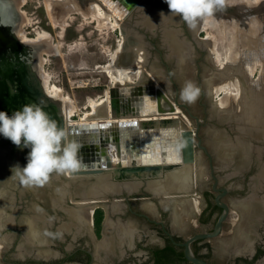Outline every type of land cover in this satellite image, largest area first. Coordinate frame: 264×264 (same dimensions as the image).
<instances>
[{"label":"flooded vegetation","instance_id":"af4514ba","mask_svg":"<svg viewBox=\"0 0 264 264\" xmlns=\"http://www.w3.org/2000/svg\"><path fill=\"white\" fill-rule=\"evenodd\" d=\"M236 1L225 0V7L211 16L222 33L238 30L234 31L231 40L234 59L219 66L217 52L211 43L214 39L211 41L209 35H204L209 28L206 26L208 17L198 22L196 29H191L179 15L171 13L165 0H143L132 8H129V0H0V48L3 51L0 56V111L11 115L26 104L43 100L45 110L68 130L69 126L87 125L75 118H78L76 108L81 112L91 110L92 113L88 101L91 96L96 100L101 98L100 113L113 108L115 115L130 116L140 111L137 103H143L144 109H148L150 101L155 103L153 97H156L157 90H162L171 101L177 102L195 127L197 119L201 122L199 135L212 155L215 168L219 158L214 149L207 146L209 134L203 131L216 128L221 123L220 117H223L222 125L230 136H235L233 127L244 128L240 136L242 151L236 154V162L232 164L237 168L223 170V177L217 169L214 172L218 178L217 187L228 188V193L221 199L229 207L227 218L217 236L198 239L191 244L194 255L208 264H264V201L260 199L264 193L254 191L253 182L258 180L251 179L258 171L264 153H257L255 148L250 151L249 146L263 145L264 131L243 127L242 124L247 123L246 117L240 104L238 106L235 102L238 98L234 97L235 92H224L223 102L228 104L223 106V115L218 114L221 106L213 99L220 83L231 88L232 80L241 88L252 90H258L259 84L264 83V0L254 4V10L248 9V4L240 3L241 0ZM251 11L256 13L247 16L246 13ZM28 14L32 16L31 21ZM119 27L124 34L121 44ZM107 28L110 30H105ZM42 33L47 37L39 36ZM24 37L27 41L23 40ZM256 66L260 67L258 73L254 72ZM120 71L127 75L124 83L112 78H117ZM189 80L200 88V95L194 103L180 98V90ZM53 88H59L62 98H70L71 102L52 94ZM230 94L232 101L226 102ZM149 96L151 99L147 100ZM152 108L156 112L155 104ZM96 122L90 120L87 123ZM129 131L133 130L121 129L120 125L88 131L68 130L70 138L82 144V165L77 171L110 165L112 180L116 181L115 175L120 170L114 157H117L116 144L119 142L122 144L120 159L124 166L139 165L144 144L141 139L139 141V136H135L139 129L136 133L134 130L132 136ZM2 140L0 161L19 158L23 155L22 150L30 151L3 136ZM197 151L203 152L208 165L199 177L207 172L209 178L196 180L184 198L177 195L170 197L174 200L165 202L153 197L145 185L131 193L127 189L133 190V187L126 186L120 195L112 198L111 206L98 205L89 210L85 218L75 217L68 193L65 195L67 203L60 200L55 203V208L51 207L48 199L40 203L41 209L47 212V218L40 226L44 227V236L62 240L57 252L44 250L41 245L32 249L21 244L25 240V217L20 218L18 214L31 204L24 203V199H31V196L21 197L19 187L16 188L15 209H19L12 223L15 233L0 231V242L4 243L0 245L4 247L0 249V264H161L164 252H159L169 244L185 257L184 243L197 234L213 233L223 213V208L216 202L222 191L214 189L216 180L211 175L210 158L204 150ZM124 156L129 160H123ZM233 171H238V175L227 178ZM5 174L1 169L0 186H3ZM58 176L60 178L49 181V185L60 181L58 189L61 183L69 188L70 184L64 182L66 177H72V173ZM231 179L238 180L239 185H229ZM255 188L262 186L258 184ZM73 190L75 196H84V189ZM193 193L200 195L198 204L192 200ZM12 195L9 191L6 198L10 199ZM248 197L255 199L251 201L246 199ZM77 199L84 204L81 198ZM150 199L156 208L154 212L147 206ZM178 202L182 206L175 210ZM98 210L103 211L100 228L96 225ZM25 211L28 214V210ZM171 259L169 264H193L178 256Z\"/></svg>","mask_w":264,"mask_h":264},{"label":"water","instance_id":"95a60500","mask_svg":"<svg viewBox=\"0 0 264 264\" xmlns=\"http://www.w3.org/2000/svg\"><path fill=\"white\" fill-rule=\"evenodd\" d=\"M128 1V0H125ZM131 4L129 5V8L134 7L135 5L140 4L143 0H129ZM127 3V2H126ZM228 8V7H227ZM229 10V8H228ZM254 10V9H253ZM256 11H251L246 13L247 16H253ZM249 30V28L247 29ZM2 49L0 48V56L2 53ZM2 70V68H0ZM153 99L155 100V105H156V114L155 116L152 117H147V114L136 111L134 112V115L130 116H123V115H115L113 113V108H111L107 113H96L92 111V116L89 121H97V124H87V125H75V126H69V131H75V130H82V131H88V130H93L96 127H109L111 125H120L121 129L126 130V128L130 130H137L139 129V133L142 131H149L151 129H162V128H178L180 130L179 134V140H180V148H179V162H171V163H145L142 161L139 165H132V167H127L124 166L122 161H119L116 165V167L120 170L118 172V175H115L116 181L112 180V174L111 170L109 169V166L103 167V168H98V169H91V170H80L76 171L75 173H72V177H66L65 182L64 180H61V182L68 183L70 184L69 187V192L68 195L70 197V202H71V208L72 210H77L80 208H84L85 206L87 207V210H92L98 205H110V202L113 201V197H115L117 194L120 195L122 193L121 189L126 188L127 185L132 186L133 190H128L129 193L136 191L138 188L141 186L145 185L149 189L153 185H162L166 186L167 190L170 188L173 182L169 181V177L172 174H177L178 172H185L187 176V186H189V182H191L192 175L193 174V168L194 164L198 162V151L197 150H204L206 154L210 158V170H211V175L212 177L216 180V183L214 184V189L215 191H222L221 194H219L216 198V202L218 206L223 208V213L221 214L217 224L215 231L213 233H203V234H197L191 238H189L185 243V257L187 260L192 262L193 264H208L206 261L196 257L191 249V244L198 240V239H205L209 237H214L217 236L222 228V224L227 218V215L229 213V207L222 202V198L228 193V188H221L219 189L218 186V178L215 176L214 172L215 170L221 169L222 171L227 169V168H234L236 169L237 167L233 166L235 160L236 154L242 151L241 147L242 145V140L241 139V134L243 133V129L241 126L233 127L232 128V133L235 136H230V133L225 134V131H217L214 132V152L218 155L219 161L220 162V168H215L213 165V159L212 155L209 152L208 148L203 144V140L199 135L200 132V125L201 122L197 119V125L194 129L190 128L188 123H191L188 121L187 115L182 112L181 108L179 105H177V102L171 101V99L162 91V90H157L156 97ZM152 99V100H153ZM112 101V99H111ZM219 115H223L222 111H217ZM119 121V122H111V121ZM126 120H129L126 122ZM98 122L100 124H98ZM93 125V126H92ZM195 126V125H194ZM214 129V128H213ZM2 136L0 135V144H3ZM234 137V138H233ZM140 141V138H139ZM141 143L144 144V141L141 139ZM250 151H257V153H264V144L261 146H256V145H249ZM24 149V147H22ZM117 148V157L121 158L122 155V144L121 142L116 144ZM28 150H22V156L19 158L17 157L16 159L13 158H6L7 161H5V170L4 173H6L2 178L4 182L2 183L3 186H0V231L2 228L6 226L12 225L14 223L15 219V212L19 209L16 208L15 205V199H14V194L16 188L19 187L20 190V196L21 197H26V195H30L32 197V202L27 208L25 207L24 209L28 210V217H25V232H24V242L27 245H34V247L40 246V239L44 236V227L41 226V222L45 221L47 218V212L46 210H42L40 203L45 202L47 199L51 201L52 208H55L56 205L55 203H58L61 201H66L65 197L62 199L59 197V194H55L54 190L57 189L60 185L59 182L58 184H51V185H45L42 187H26L23 186L19 180H16V177L14 178L13 174V167L18 164V162L21 163L22 166H25L27 163V155H28ZM121 160V159H120ZM240 162V161H239ZM3 162L1 161L0 164ZM240 167V166H239ZM205 169V168H204ZM203 168H198L196 169V177L201 174V172L204 170ZM262 171H264V159L260 160V166L258 171L254 176L251 177V179H257V182H253L254 186V191L256 193L263 192L264 193V181L262 180ZM124 176H121L122 174ZM238 175V171H233L230 175H227L228 177H234ZM59 177L58 175L52 176L50 178L51 180L57 179ZM100 177H106L108 179V182L111 185H115L116 187H119L118 191L114 192H105L104 196L102 198H98V200L94 201L90 195H88V190L92 186L95 185L97 182L98 178ZM14 178V179H13ZM60 178V177H59ZM140 179V180H138ZM168 184V185H167ZM171 184V185H170ZM262 186L260 189H256V185ZM75 186V187H72ZM232 186V185H231ZM86 187V188H85ZM184 187V186H183ZM10 190H9V189ZM73 188L75 189H84V194L86 196H75L73 194ZM252 189V190H253ZM13 194L12 198L7 199L6 196L9 194ZM153 197L159 199V200H174L175 198H170V197H175V195L182 192H177L175 189L168 190V195L165 192L162 195H158L155 191H152L150 189ZM184 191H189L184 189ZM78 193V192H77ZM67 195V194H66ZM172 195V196H171ZM167 196V197H164ZM77 198H81L83 201H87V204H80L78 202ZM91 198V199H90ZM259 198V197H258ZM248 200H254L255 197H248L246 198ZM262 201H264V197L260 198Z\"/></svg>","mask_w":264,"mask_h":264},{"label":"clouds","instance_id":"9594fccd","mask_svg":"<svg viewBox=\"0 0 264 264\" xmlns=\"http://www.w3.org/2000/svg\"><path fill=\"white\" fill-rule=\"evenodd\" d=\"M165 3L191 29L225 7V0H165ZM199 95L200 88L190 80L180 90L181 100L187 103H194ZM0 135L30 149L26 165L17 164L12 169L23 186L42 187L53 174L67 175L81 168L82 144L71 139L68 130L52 118L43 100L26 104L11 115L0 111Z\"/></svg>","mask_w":264,"mask_h":264},{"label":"bare ground","instance_id":"6f19581e","mask_svg":"<svg viewBox=\"0 0 264 264\" xmlns=\"http://www.w3.org/2000/svg\"><path fill=\"white\" fill-rule=\"evenodd\" d=\"M51 1V0H50ZM233 1V0H232ZM236 1V0H235ZM242 2L241 3H245L246 5L248 4H250V3H247L246 2V0H241ZM236 3H237V1H236ZM230 4V3H229ZM70 5V4H69ZM50 6H51V4H50ZM85 9V8H84ZM101 9V8H100ZM51 14V13H50ZM101 14V13H100ZM98 17V16H97ZM216 18V17H215ZM224 18V17H223ZM214 19V18H213ZM214 21H216L215 19L214 20H212V17L210 16V17H208V23H207V25L206 26H209V28L210 27H214ZM232 21V20H231ZM230 21V22H231ZM238 23V22H237ZM252 24V23H251ZM118 25V24H117ZM255 25H256V23H255ZM223 26V25H222ZM229 28V27H228ZM231 28H232V26H231ZM257 29V28H256ZM258 29H259V26H258ZM223 30V29H222ZM220 31V30H219ZM224 31V30H223ZM231 31H238V30H234V29H231ZM230 31V32H231ZM255 32V31H254ZM233 34V33H232ZM235 35V34H234ZM238 35H240V34H238ZM39 36H42V37H47V35H43V34H40ZM237 36V35H236ZM209 37L211 38V35H209ZM23 40H26L27 41V39H25V37L23 38ZM213 40V39H212ZM233 40V39H232ZM237 40V39H236ZM28 41H30V40H28ZM264 41V40H263ZM231 42H229V44H230ZM232 44V48H233V42L231 43ZM252 46V45H251ZM248 47V46H247ZM228 48H229V46H228ZM245 51V50H244ZM227 53H225V54H227V56H228V61L230 60V59H234V49L232 50V53H229L228 52V50L226 51ZM261 52V51H260ZM119 54V53H118ZM257 54V53H256ZM214 55V54H213ZM216 55H217V53H216ZM240 55V54H239ZM238 55V56H239ZM242 55V54H241ZM237 56V55H236ZM217 57V56H216ZM222 57V56H221ZM249 58V57H248ZM226 60H227V58H225ZM240 59V58H239ZM245 60V59H244ZM220 65L219 66H221L223 63H224V61L225 60H221L220 59ZM240 63L242 62V59H241V61H239ZM243 62H245V61H243ZM254 62H256V60L254 61ZM234 63V62H233ZM239 64V63H238ZM233 65V64H232ZM241 66H242V64H240ZM229 66V65H228ZM230 67V66H229ZM244 67H245V63H244ZM237 68V67H236ZM241 69H242V67H241ZM228 70V69H227ZM229 71V70H228ZM242 71V70H241ZM230 72L231 71H229L228 73L230 74ZM233 72V71H232ZM244 72V71H243ZM223 74V73H222ZM228 74V75H229ZM235 74V73H234ZM233 74V75H234ZM241 74V73H240ZM47 77V76H46ZM126 77H127V75H126V73L124 72V71H120L119 72V76H117V78L116 77H112L113 78V80L114 81H116V82H120V81H122V83H124L125 82V79H126ZM227 77V76H226ZM235 77V76H234ZM230 79V78H229ZM124 81V82H123ZM232 81V80H231ZM117 84V83H116ZM264 83H262V84H259V85H261V86H259V89L258 90H252V88L251 89H249V88H244V87H242L241 88V90L240 89H238V91H237V94H235V95H238V106H239V104H240V108H241V110L243 111V112H246V122L247 123H245L244 122V124H242L243 125V127H249V128H252L251 130H260V131H264V92H262V90H264V85H263ZM245 85H247V84H245ZM127 86V85H126ZM244 86V85H243ZM230 87H232V85L230 84ZM257 88H258V86H256ZM130 88V87H129ZM254 88V87H253ZM138 89V88H137ZM145 89V88H144ZM143 89V90H144ZM127 90V89H126ZM142 90V91H143ZM52 92V94H55V96L56 97H59V96H61V90L59 89V88H53V90H51ZM125 91V90H124ZM213 91V90H212ZM240 91H241V93H240ZM256 91V92H255ZM151 92V91H150ZM134 93V92H133ZM138 93V92H137ZM240 94V95H239ZM109 96V94H107V97ZM135 96H137V97H140V96H138V95H135ZM61 98H62V96H61ZM151 99V97L149 96L148 98H147V100L148 99ZM241 98V99H240ZM63 100H65L66 102L68 101H70L71 102V99L70 98H62ZM139 98H136L135 100L136 101H139L138 100ZM229 99V98H228ZM237 99V98H236ZM230 100V99H229ZM89 101V104L92 106V110H93V112H96V113H98L99 111H100V109H99V106H100V104H101V102H99L100 100H92V99H90V100H88ZM230 101H232V100H230ZM226 102H227V100H226ZM134 103V102H133ZM216 104H218V105H220V106H222V104L220 103V101H218ZM228 104V103H227ZM137 105H139L141 108L139 109L141 112H143V115H144V113L146 112V110L147 111H150V110H152L153 108H152V105L151 106H149V108L148 109H144V107H143V103H137ZM148 106V105H147ZM113 107V106H112ZM132 107V106H131ZM138 108V107H137ZM74 111H75V109H73ZM114 110V109H113ZM73 111L71 110V113H72ZM224 112V111H223ZM64 113V112H63ZM149 113V112H148ZM91 115H92V113L91 112H87L85 115H84V117H82L81 118V120H80V123H82V124H89V123H87V122H89L88 120L91 118ZM151 117V116H150ZM67 118V117H66ZM247 120H249V121H247ZM126 122H128V121H126ZM249 122V123H248ZM78 124V123H77ZM92 124H94V123H92ZM242 127V126H241ZM255 128V129H254ZM244 129V128H243ZM159 130V129H158ZM157 130V131H158ZM165 130V129H164ZM122 131V130H121ZM166 131V130H165ZM133 132L134 131H129V133H130V135L132 136L133 135ZM123 133V132H122ZM121 133V134H122ZM136 133V132H135ZM170 133V132H169ZM178 133H179V131H178ZM167 134V133H166ZM163 131L162 132H147V131H143V132H141V133H136L135 134V136L137 135V138H138V136H139V138L140 139H142L143 141H144V144H146L147 145V143H152V144H154V143H156L157 141H160V140H165L166 138H167V135H166ZM123 135V134H122ZM129 135V134H128ZM127 135V136H128ZM124 136V135H123ZM136 138V139H137ZM171 138V137H170ZM124 139V138H123ZM178 141H180V140H178ZM127 142V141H126ZM161 142V141H160ZM167 143V142H166ZM170 143V142H169ZM151 144V146H153ZM125 146V145H124ZM171 146V145H170ZM165 147V146H164ZM166 148V147H165ZM156 151H154V157L152 158V157H150V159H151V161H152V159H154V160H158V158H161V152H159V147H155L154 148ZM160 149H161V147H160ZM165 149H163V151H164ZM169 151V150H168ZM178 151H179V149H176V150H172V149H170V154H169V157H170V159H171V162H179V160H180V158H179V153H178ZM140 153V152H139ZM145 153V152H144ZM113 154V153H112ZM135 155V154H134ZM149 155H151V154H149ZM137 156V155H136ZM164 156H165V154H164ZM149 157V156H148ZM148 157L147 156H145L144 158H142L141 159V161H145V162H147V160L146 159H148ZM141 158V157H140ZM126 160V159H125ZM128 160H129V158H128ZM161 160V159H160ZM165 160V159H164ZM3 163L2 164H0V170L1 169H3V170H5V161L2 159L1 160ZM0 161V162H1ZM114 161L116 162V163H118L119 161H121L120 160V158H118V157H114ZM113 161V162H114ZM132 161V160H131ZM135 161H133V163H134ZM139 163V162H138ZM21 167H23L22 165H21ZM194 174V176H195V173H193ZM187 176H188V174L186 175V173L185 172H178L177 174H172V175H170V177H169V181L170 182H173L174 184H179L178 185V188L179 187H185V189L187 188V186L185 185V184H187ZM262 176L264 177V171H262ZM18 178L17 176H14V178ZM13 178V179H14ZM19 180V179H18ZM185 183V184H184ZM189 184H191L190 182H189ZM1 185V184H0ZM47 185H49V183H47ZM168 185V184H167ZM188 185V184H187ZM128 187L130 186V185H127ZM69 187H70V185H69ZM127 187V188H128ZM132 187V186H131ZM165 185L164 186H160V185H154L153 186V188L156 190V192L158 191H160V192H162V189L163 190H165ZM176 188V187H175ZM132 189V188H131ZM59 190V191H58ZM119 189H118V187H116L115 185H111L109 182H108V179L106 178V177H100V178H98V180H97V182L95 183V185L94 186H92V188H90V190L88 191V194L89 195H91V196H95L94 197V199L95 198H102L103 196H104V193L105 192H114V191H118ZM129 190V189H128ZM181 190H183V188L181 189ZM58 191V192H57ZM70 190H69V188H67V186H65V184H62L61 183V187L58 189H55V194H59V193H61V194H59V197H61L62 199H63V197H65V195L69 192ZM165 192V191H164ZM158 194V193H157ZM160 194H162V193H160ZM82 195H84V196H86V194H82ZM84 204L86 205L87 204V201H84ZM81 209V210H80ZM79 210H75V217L77 216V217H83V218H85V216H87V213H88V211L89 210H87V207L85 206L84 207V209H83V207L82 208H80ZM91 211V210H90ZM73 213V214H74ZM108 227H109V225H108ZM111 228V227H110ZM109 231H111V230H109Z\"/></svg>","mask_w":264,"mask_h":264},{"label":"rangeland","instance_id":"374dc122","mask_svg":"<svg viewBox=\"0 0 264 264\" xmlns=\"http://www.w3.org/2000/svg\"><path fill=\"white\" fill-rule=\"evenodd\" d=\"M28 2H31V0H27ZM246 2L247 3H250L249 4V6L247 7L248 9H253V5L255 4V5H257L259 2H260V0H246ZM241 3V2H240ZM49 8H50V5H49ZM23 10H26V7L25 8H23ZM29 11V10H28ZM29 13H30V11H29ZM29 18H30V21H31V18H32V16L30 15V14H28L27 15ZM120 18H122V17H120ZM218 18H219V16H218ZM119 23H121V19H119ZM105 30H110V28H107V29H105ZM248 32H250V29L249 30H247ZM248 32H247V34H248ZM234 34V32L233 31H231V32H229L228 34H227V32L224 34V33H222V31L220 30L219 31V29H217L216 28V25L214 24V27L212 26V27H210V28H208L207 30H206V32L204 33V35H211V38H210V40L212 41V39H214L211 43L212 44H214V47H215V50H216V52H217V64H219L221 61H220V59L221 60H225V61H227L228 60V56H227V54H225V53H227L226 51L228 50V52L229 53H232V42H231V40H232V37H233V34ZM43 35H47V34H44V33H42ZM105 35V34H104ZM122 35H124L123 34V32H122V30H121V27H119V30H118V37H119V39H120V41H119V43L121 44V41L123 40V38H122ZM252 37V36H251ZM229 42H231L230 44H229ZM122 46V45H121ZM228 46H229V48H228ZM222 56V57H221ZM225 58H227V60L225 59ZM224 61V62H225ZM223 65H225L224 63L221 65V66H223ZM260 68V67H259ZM259 68H257V66H256V70L254 71V72H256V73H258L259 72ZM134 80V79H133ZM230 84L232 85V87L231 88H226V87H224V84H218V85H220V86H218V88H216L217 90H216V93H215V95H214V97H213V99L214 100H217V101H220V103L222 104V106H221V109H220V111H222L223 110V106L224 105H226L225 104V102H223V99H224V92H235V94H237V91H238V89H240L241 90V86L237 83L236 84V82H234V81H230ZM230 86V85H229ZM243 89V88H242ZM240 93H241V91H240ZM240 95V94H239ZM92 97V100H96V98H95V96H91ZM109 97V96H108ZM235 98L236 97H238V95H235L234 96ZM71 98L72 99H75V97L74 96H71ZM230 100L232 99V97H231V94L229 95V97H228ZM227 98V102H229L230 100ZM101 98H99L98 100H100ZM90 100V99H89ZM236 101L235 102H237L238 103V98L237 99H235ZM77 101H78V96H77ZM151 104L153 105L154 104V102L153 101H150L149 102V106H151ZM92 109V108H91ZM234 108H232L231 110H233ZM76 116H78V118L77 117H75L77 120H81V118L82 117H84V115L87 113V112H91V110H83V112H81L80 110H79V108H76ZM149 112V113H148ZM146 114H147V117H152V116H155V114H156V112L154 111V110H150V111H147L146 110V112H145ZM242 113H243V116H245L246 117V112H243L242 111ZM92 116V115H91ZM242 116V117H243ZM91 119V118H90ZM222 120H224L223 119V117H222V119H221V117H220V121H221V123L220 124H215V125H217V127L216 128H214V129H208V128H206L203 132H205V133H207V134H209V135H207V137H208V139H207V146L209 147V148H213L214 149V142H213V139H214V132H217V131H225V127L222 125V123H223V121ZM245 120H246V118H245ZM188 121L189 122H191V123H188V125H189V127L190 128H192V129H194L195 128V124H194V122L191 120V119H189L188 118ZM166 131H165V130ZM158 129H151V130H149V131H147V132H164L166 135H167V138L165 139V140H160V141H157L156 143H154V144H152V143H147V145L146 144H144L143 145V153H142V157L144 158L145 156H149L148 157V159H146L147 160V162H145V163H152V162H154V163H161V164H164V163H171V159H170V157H169V154H170V149H172V150H176V149H179L180 148V141H178L179 140V134H180V130L178 129V128H171V127H169V128H162V129H159L158 131H157ZM137 130H135V132H136ZM178 131H179V133H178ZM137 132H139V131H137ZM141 132H142V130H141ZM170 132V133H169ZM225 134H226V132H225ZM171 137V138H170ZM167 142V143H166ZM170 142V143H169ZM151 144L153 145V146H151ZM171 145V146H170ZM166 148H165V147ZM157 148V147H159V152H161V158H158V160H154V159H152V161H151V159H150V157H154L155 155H154V151H156L154 148ZM160 147H161V149H160ZM163 149H165L164 151H163ZM169 150V151H168ZM145 152V153H144ZM178 153H179V151H178ZM149 154H151V155H149ZM164 154H165V156H164ZM116 157V156H115ZM123 158V160L124 159H126V161H127V159L129 158L128 156H124V157H122ZM161 159V160H160ZM165 159V160H164ZM125 162V161H124ZM142 162V161H141ZM220 162H218L217 163V165H216V167L217 168H220V164H219ZM207 162H206V159H205V156H204V154H203V152L202 151H199L198 152V162L196 163V164H194V168H193V173H195V176L193 177V175H192V180L191 181H193L194 182V184L196 183V169H198L199 167L200 168H207ZM219 171V175L221 176V177H223V175H225V172L224 171H222L221 169H219L218 170ZM209 175L207 174V172L206 173H202V179L203 180H207L209 177H208ZM232 181H230L229 182V185H232L233 183H236V186H238L239 185V183L237 182L238 180H233V179H231ZM221 182L223 183V180H221ZM191 197H192V200H195L196 202H197V204L201 201V198H200V195L198 194V193H193L192 195H191ZM151 200V203H153V200L152 199H150ZM29 202H32V197H31V199H27V198H25L24 199V203L25 204H28ZM84 209V208H83ZM26 209H23V210H21V213H19L18 214V216H20V218H24V217H28V214H26V211H25ZM81 210V209H80ZM15 225H10V226H6V227H4V228H2V233H4V234H12V233H15ZM3 234V235H4ZM50 235H51V232H50ZM41 241H40V244H41V247H43V249L44 250H48V251H54V252H57L58 251V248H60L61 246H60V244H61V241L62 240H55V239H53V237L51 236V238H48V237H42L41 239H40ZM21 244H23V247H28V248H36V247H34V245H27L24 241H22V243ZM0 245H4V243L3 242H0ZM1 248L0 249H2V248H4V247H2V246H0Z\"/></svg>","mask_w":264,"mask_h":264},{"label":"trees","instance_id":"16d2710c","mask_svg":"<svg viewBox=\"0 0 264 264\" xmlns=\"http://www.w3.org/2000/svg\"><path fill=\"white\" fill-rule=\"evenodd\" d=\"M103 220V211L102 210H98L97 211V216H96V225L98 228H100L101 226V222ZM164 252V258H162L161 264H169L172 259L171 258H175L176 256H178L179 258H182L183 260H186V258L184 257V254L181 253H177V251L175 250V247L172 246L171 244H169L167 246L166 249H164V251H161L159 253H163ZM167 260V261H166Z\"/></svg>","mask_w":264,"mask_h":264},{"label":"crops","instance_id":"0c3cea01","mask_svg":"<svg viewBox=\"0 0 264 264\" xmlns=\"http://www.w3.org/2000/svg\"><path fill=\"white\" fill-rule=\"evenodd\" d=\"M143 132V131H142ZM200 178H202V177H199V176H197L196 177V180H198V179H200ZM191 184H194V182L193 183H191ZM191 184H189V186H188V189L190 190L191 189ZM171 185V184H170ZM178 185L179 184H172L171 186H170V188L168 189V190H171V189H175L177 192H182L183 191V193H179V194H177V195H180V196H182V198H184L183 196L184 195H186V194H188V192L189 191H184V189H185V187H179L178 188ZM154 186V185H153ZM153 186L150 188V189H152V191H155L156 192V190L153 188ZM160 186H162V185H160ZM176 187V188H175ZM168 188V187H167ZM167 188L165 187V190H163L162 189V192H156V193H158V195H162V194H164L165 192L167 193L168 192V190H167ZM183 188V190H181ZM187 188H186V190H188ZM165 191V192H164ZM160 193H162V194H160ZM167 195H168V193H167ZM177 195H175V196H177ZM172 196V195H171ZM164 197H167V196H164ZM182 200L183 199H181V202H182ZM237 200H239V199H237ZM161 201H163V200H161ZM165 202H168V200H164ZM180 202H178L177 204L178 205H175V207H174V209L175 210H179V207H181L182 205H181V203L179 204ZM148 208H149V210L151 211V212H154L155 211V205L153 204V203H151V202H149L148 203Z\"/></svg>","mask_w":264,"mask_h":264}]
</instances>
